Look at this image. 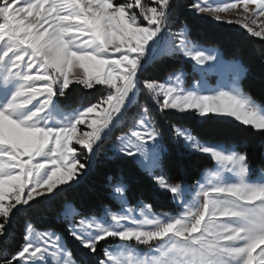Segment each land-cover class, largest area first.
Returning <instances> with one entry per match:
<instances>
[{"label":"snow or ice","instance_id":"1","mask_svg":"<svg viewBox=\"0 0 264 264\" xmlns=\"http://www.w3.org/2000/svg\"><path fill=\"white\" fill-rule=\"evenodd\" d=\"M184 7L264 41V0ZM177 10L176 0H0V264H81V253L90 264H264V172L250 178L246 150L201 140L173 122L166 134L153 118L155 107L264 136V96L242 87L246 66L191 40ZM173 61L191 64L198 80L185 87L183 68L164 79L149 75ZM81 92L93 99L72 107L68 97ZM141 93L149 103L139 102ZM117 130L111 156L134 162L178 206L176 215L144 201L130 205L123 175L106 177V199L119 211L103 202L84 211L69 198ZM166 135L214 160L215 169L191 185L171 178ZM46 204L57 206L79 253L31 220L23 242L8 247L17 216ZM138 249L144 258L134 261Z\"/></svg>","mask_w":264,"mask_h":264},{"label":"trees","instance_id":"2","mask_svg":"<svg viewBox=\"0 0 264 264\" xmlns=\"http://www.w3.org/2000/svg\"><path fill=\"white\" fill-rule=\"evenodd\" d=\"M178 4L177 23L186 25L191 40L202 45H209L220 48L221 53L226 59H239L248 69V74L241 81L242 87L246 91H251L257 97L264 96V41L249 38L243 30L235 26L218 24L211 19L198 17L188 11L184 5L188 0H176ZM182 64L179 61L170 62L164 68L154 70L149 75L164 79L165 73L179 69ZM189 68V65H185ZM93 98L86 92L73 94L68 97L72 107L83 101L84 104ZM139 102L149 103L147 97L141 93ZM136 111L135 105L130 108L129 115ZM153 118L161 125L162 130L167 134L168 122L182 124L191 129L193 134L199 139L208 142H221L232 144L239 151H247L252 166H262L261 144H264V136L253 134L250 130L235 122L227 123L222 119H203L199 121L194 114H181L174 112L160 113L153 108ZM120 132L117 130L114 132ZM109 141H106L105 145ZM165 147L167 149L164 160V171L171 178L175 179L178 175L184 177L185 182L193 183L201 173V170L211 165V161L204 156L191 153L188 150H181L165 136ZM105 149V148H104ZM109 175H123L128 183V202L133 204L136 201H144L150 204L154 211H166L173 209L169 196L160 191L154 182L141 171L138 166L130 161L119 158L107 157L106 151L97 158L96 166L88 176L84 184L78 189L67 195L73 203L81 210H88L98 207L102 202L109 207L115 208L116 203L109 202L106 185V177ZM58 208L53 204H46L37 209L31 210L27 215L19 214L13 225L11 236L7 242L11 250H15L23 242L24 223L31 220L37 229L43 227L50 228L62 233L65 238H69L66 232V221L57 219ZM2 247V246H0Z\"/></svg>","mask_w":264,"mask_h":264},{"label":"rangeland","instance_id":"3","mask_svg":"<svg viewBox=\"0 0 264 264\" xmlns=\"http://www.w3.org/2000/svg\"><path fill=\"white\" fill-rule=\"evenodd\" d=\"M254 7V6H253ZM228 15H230V16H232L233 18H235V13L233 12V13H229ZM199 17V16H198ZM208 19H210V18H208ZM230 26H235V25H230ZM235 27H237V28H239L238 26H235ZM240 30H242L241 28H239ZM255 39H258V38H255ZM259 40V39H258ZM200 45H202V44H200ZM202 46H206V47H209V45H202ZM209 48H217V47H214V46H210ZM217 49H219L220 50V48H217ZM226 59V58H225ZM226 60H232V59H226ZM189 65V68L188 67H186L185 65H182L180 68H183V70H184V72L186 73V75H185V77H184V85H185V87H189V86H191L193 83H195L196 82V80H198V77H196V76H194V74L192 73V65L191 64H188ZM74 72L76 71V69H74L73 70ZM173 72V71H172ZM165 78V77H164ZM216 80H217V78L216 77H210L209 78V84H210V86H215V84H216ZM80 105V104H79ZM79 105H77V106H75V107H78ZM153 108H155V107H153ZM170 112H174V113H180V112H178V111H170ZM181 114H185V113H181ZM130 115H132V114H130ZM198 118V120L199 121H202L203 119H205V118H200V117H197ZM83 127V126H82ZM121 134V132H118V133H116V135H114L110 140H109V142H108V144H106L105 146H104V150L106 151V154H107V157H109V158H111L112 156H111V152H110V149H111V147H112V144L114 143V141H115V138L117 137V136H119ZM213 143V142H212ZM214 143H219V144H222L223 146H225V147H233L234 145H232V144H228V146H227V144H224V143H221V142H214ZM235 147V146H234ZM236 148V147H235ZM191 153H194V152H191ZM207 158V157H206ZM209 160H211L210 158H208ZM261 161H262V166H258V167H254V166H252L251 165V167H252V173H251V177L250 178H252V179H257V178H259L260 177V175L262 174V172H264V156H262L261 155ZM215 169V161L214 160H212L211 161V165L210 166H207V167H205V168H203L202 170H201V173L199 174V176H198V178L197 179H200V180H203L204 178H205V174L207 173V172H210V171H213ZM147 175V174H146ZM148 176V175H147ZM149 177V176H148ZM196 179V180H197ZM195 180V181H196ZM195 181L193 182V183H190L189 185H191V184H194L195 183ZM156 186V185H155ZM157 189H159L158 187H157ZM160 190V189H159ZM160 191H162V190H160ZM169 200H170V203L173 205V209H171V210H166V211H156V212H167V213H169L170 215H176L179 211H180V209L178 208V206L169 198ZM115 203H116V207L115 208H111V207H109L111 210H113V211H119L120 210V204H119V202L118 201H115V200H113ZM139 202L140 201H136V202H134L133 204H130V205H133V206H139ZM65 221V220H64ZM25 224L26 223H24V229H25ZM66 226H67V222H66ZM39 230V229H38ZM54 231V230H53ZM56 232V231H55ZM58 234H61L62 235V233H60V232H57ZM63 236V235H62ZM23 238V237H22ZM63 238H64V242H65V244H66V246L67 247H69L70 249H72L73 251H74V253H79V250H78V248H77V244H76V242H74L73 240H72V238L69 236V238H65V236H63ZM113 243H115V242H113ZM76 258L77 259H80L81 260V264H90V261L93 259V257H90V256H84L82 253L81 254H78L77 256H76ZM144 258V253L143 252H141L139 249L136 251V253L134 254V256L132 257V259L135 261V260H137V259H143Z\"/></svg>","mask_w":264,"mask_h":264}]
</instances>
